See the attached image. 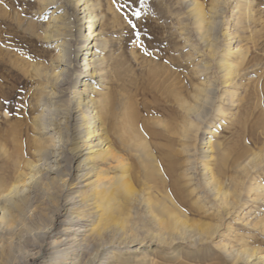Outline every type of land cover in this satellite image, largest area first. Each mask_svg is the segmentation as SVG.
Wrapping results in <instances>:
<instances>
[{
	"label": "rangeland",
	"instance_id": "obj_1",
	"mask_svg": "<svg viewBox=\"0 0 264 264\" xmlns=\"http://www.w3.org/2000/svg\"><path fill=\"white\" fill-rule=\"evenodd\" d=\"M239 1L96 2L95 12L100 14V20L93 29H101L97 41L98 45L102 44L100 49L104 43L107 46L100 56L104 60L97 66L98 71L103 72L100 75L103 78L101 77L100 84H96L93 96L97 100L102 95L113 97L120 102L110 117L111 123L115 122L118 128L126 126V130L131 120H123L122 103L126 100L133 101L136 112L132 119L137 125L138 133L148 142V147L155 156L165 157V163H176L174 173L176 176H183L189 196L185 198V204L174 202L177 216H154L156 213L153 214L148 209V197L156 196L161 199V193L154 191L153 182H147L144 172L137 169L136 162H140L138 154H129L119 142L116 143L115 137L117 133L120 134V130L116 132L115 128L110 129L106 140L121 156L122 162L101 159L102 162L97 164L101 165L106 180L113 178V181L120 178L122 168L126 165L127 176L131 178L135 192L129 198L118 197L121 205L112 233L97 244L99 251L95 249L96 246L90 251V257L94 254L97 256L94 255V263L264 264L255 259L258 254L264 256V195L261 194L263 199L260 200L249 199L246 196L247 183L243 193L245 204L237 212L226 213L224 210V214L220 210L215 188L207 179L209 171L206 170L209 166L216 170L217 161L228 162V165L224 163L228 186L234 174V177H239L237 181L244 175L243 168L238 167L233 160L245 147L248 146L255 153L264 152V131L253 130L260 112L264 111V0L245 1L239 18L241 23L237 25L235 15L231 14ZM194 2L196 3L193 4ZM70 3V0H0V144L4 143L2 146L8 151L0 152V172L4 170L8 153L14 152L11 141L14 134L23 146L22 160L35 162L37 165L33 169L26 165L25 170L35 173L45 166L40 165L43 161L40 158L39 142L42 138L48 139L49 146L44 149L48 150L52 147L54 138L42 134L38 118L42 116L43 121H49L56 117L52 114L54 111L51 106L42 107L39 101L46 98L43 102L54 100L60 103L69 99L76 91L79 77L86 74L87 67L75 57L83 43V36L75 26L77 21H81L78 19L79 15L73 23L75 29L61 28L59 37L53 31V12L55 15H60L65 10L72 13ZM198 5L201 6V20L196 11ZM55 6H60L61 10H55ZM60 42L63 45L57 46ZM237 45L248 52L250 57L257 58L247 64L246 71L241 73L242 82L238 95H245V101L243 104H225V112L220 114L216 110L221 104L220 100H215L211 106L207 104V107L204 93L206 88L213 86L214 75L217 73L220 76V90L217 94H223L225 87L221 75L225 72L220 64L228 60V52L234 51ZM160 64L169 66L184 78L189 96L191 95L185 104L186 108L167 100L155 87L151 74ZM92 69L94 67L90 71ZM108 127L110 125H104L107 130ZM253 136L258 143H254ZM69 138V134H63L64 157L60 161L62 163L54 165L61 177L56 182L59 186H64L63 195L58 194L55 186L48 184L44 177L36 185L37 189H34L32 205L35 206L31 209L37 206V209L44 210L45 216L25 221L23 226L33 237L40 229H48L47 237L52 239L60 228L58 222L70 217L71 212L65 213L62 208L66 206L68 188L75 177L73 166L69 167L67 164L72 146ZM154 143L161 146L157 147ZM51 161L53 159L47 162ZM257 166L252 170L251 181L264 184V161ZM9 171L12 170L8 169L6 173L9 174ZM42 172H37V176ZM167 221L172 224V229ZM156 222L162 224L157 225ZM162 225L169 228L165 229ZM76 230L74 226L71 234H75ZM104 245L108 248L103 249ZM105 251L109 254L105 255ZM45 252L46 250L26 264H38L41 258L46 257ZM249 255L254 256L249 259ZM23 257L24 254L19 253L13 264H25Z\"/></svg>",
	"mask_w": 264,
	"mask_h": 264
},
{
	"label": "bare ground",
	"instance_id": "obj_2",
	"mask_svg": "<svg viewBox=\"0 0 264 264\" xmlns=\"http://www.w3.org/2000/svg\"><path fill=\"white\" fill-rule=\"evenodd\" d=\"M70 1L75 14L73 12L70 13L67 10H65V12L62 11L60 15H55L53 12L51 21H53L54 24L52 23L53 25H51L54 27L53 31H55V34L58 37L60 36L59 31L61 28H64V30H69L73 27L75 29L76 26V28L79 29V32H81V35L83 36V43L78 48L75 57L79 62H83V64L87 67V71L85 75L79 77V80L76 83V91L73 95H71V97H69V99L60 103L54 100L43 102L46 99L44 97L45 99L41 98L39 101V104L42 107L45 105L51 106L50 108H53L52 111H54L52 114H55L56 117L54 120L51 119L49 121H43L42 116L37 115L39 116L38 126L40 127L42 134H44L45 137L48 135V137L51 136L54 138V143L48 150L44 149L49 146L47 145L49 140L46 138H42V141L40 140V142L38 140L39 144L41 145V148H39L41 149L40 158L42 157L43 161L42 164L40 163V165H45L46 167L42 166L40 167L41 169H37L36 171L38 174L40 171H43V174L37 176V172L31 173V171L27 172L25 170L26 165L28 167L30 166L32 169L37 165H35V162L22 160L21 155L24 151L22 143L20 142L19 138L15 136V134L13 135L14 137L11 141L13 144L12 146L14 147V152L11 154L8 153L6 158L7 161L4 163V170L0 172V264H13L19 253L24 254L23 259L26 264L32 258L39 256V254H41L44 250H46L45 253L47 255L46 257L41 258L38 264H96L93 262V259L97 256L94 254L95 257L94 255L93 257H90V251L95 246V249L99 247L97 244L100 242V240L112 233L115 225L114 223L117 222V214L121 205V203H118V197L123 196L129 198L130 195L135 192L132 184L133 182L130 181L131 178L127 176L129 174L127 172L126 165H124L122 168V175H120V178L117 179L119 181L114 180L117 181L114 182L112 180L113 178L111 180H106L107 177L105 178L106 175L103 172L101 165L97 164L99 161H101V159H112L116 162H122L121 156L114 150V148L111 147L110 144L108 145V141L106 140V134L108 131H110V129L113 130L115 128L116 132L118 129L120 130V134L117 133L115 137L116 143L119 142L122 146V149L129 154H138L140 162H136L137 169L139 172L141 170L144 172L147 182H153V190L161 193V199L156 196L148 197V202L150 205V208L148 206V209H151L153 214L156 213L154 216L157 214L177 216V207L174 206V202L185 204L184 200L189 196L187 193V185L185 182H183V176L179 177L174 173V169L177 167L176 163H165V157L160 158L159 156H155L149 149L148 142H146V140L138 133L136 129L137 125L132 119L136 112L133 101L126 100L122 103V109L124 108V111L122 112L123 120H131V123L127 125L126 130L124 129L126 126L122 128L121 125V127L119 126L118 128V125L115 122H113V124L111 123L112 118L110 117L117 110L116 108L118 105H120V102L118 103V101H116V99L113 97L108 98L102 95L101 99L97 100L93 96V94L96 92V84H100L101 79L103 78L100 76L103 72L101 71L100 73V71L97 69V66L98 63L100 64L101 60H104L100 56L103 55L107 46V43H104L103 48L100 49L99 46L102 44L98 45L97 41L99 39L101 29H93V27L96 26L100 20V14L95 12V6L98 0L96 2L94 0ZM245 1L247 2V0H240L233 7V12L231 15H235L234 19H236L237 25L238 23H241L239 18ZM195 3L196 2L193 4ZM54 8L55 10H61L60 6H55ZM197 8L198 9H196V11L198 14H200L201 20V6L198 5ZM77 15H79L78 19L81 21L80 23L77 21V25L73 26ZM56 21L58 22L56 23ZM62 45L63 43L60 42L57 46ZM228 53V60L226 62H221L220 64L222 71L225 72L221 75V81L224 83L225 87L223 90L224 95L221 94V96L217 94V92L220 90V87L218 86L220 76H218V74L215 72V82L212 84L213 86L211 88H206L204 93L206 96V103H204L206 105L208 104L211 106L215 100H220L221 104L219 105V108L216 109L220 114H224L225 104L235 105L245 101V95H238V89L242 82L241 73L246 71L247 64H249L253 59L257 58L256 56L250 57L248 52L241 50L239 45H237L234 51H229ZM60 64L61 63H59V65ZM163 65L164 64H160L158 68L152 71L151 77L154 81L155 87L157 88L158 92H160V94L165 95L167 100L169 99V101H171L173 104L186 108L185 104L191 95L189 96L188 86L185 84L184 78L181 74L172 70V68H169V66ZM92 67H94V70L92 69L90 71V68ZM209 69H212V67H209ZM153 87L154 85L152 88ZM39 120L41 122H39ZM255 123L256 124H254L253 130L261 129L264 131V111L260 112L258 120ZM105 124L110 125L108 130L104 128ZM199 127L200 126H198V128ZM195 132L197 133L198 131L195 130ZM64 133L70 135L69 143L71 142L72 144L70 152L68 151L69 156L68 160L66 159L67 164L69 167L73 166L75 170L74 181L71 187L68 188L69 198L67 199L66 206L62 207L63 210H65V213L71 212L69 215L70 217L58 222L60 228L52 239L47 237V233L49 231L48 229H40V231L36 232V234H34L35 236L33 237L23 225L27 219H35L37 217L40 218L45 214L44 210L37 209V206L31 209V207L34 205H32L34 189H37L38 186L36 185L39 183L40 179L42 177L46 178L48 184H51L52 186L54 185L57 193L61 194V196L64 192V188H62L64 186H59L57 184L58 182H56V180L59 181L61 177H59L57 167L55 168V166L58 165L57 163L62 161L64 157L62 155L65 141L63 140ZM253 138L254 143H258L257 138L255 136H253ZM3 144L4 143L0 144V152L7 153L8 151L3 147ZM154 145L157 147L161 146L158 143H154ZM247 147H245V149H243L241 153L233 160L234 162H237L236 164L238 167L243 168L242 170L244 175H240V181H237L239 177H234V174L229 180L230 184L228 183L229 185H226V166L224 165L225 162L222 160L220 162L217 161V168L215 167L216 170L209 168L210 166L207 169L205 168L207 171H209V176H206L208 177L207 179L209 183H212L213 189L215 188L214 190L216 193H214L219 199L218 202L220 204L219 206L221 207L220 210L222 209L221 211H223V213L224 210L226 213H233L235 211L237 212V210L243 204H245L243 193L245 192V186L247 183L249 184H247L248 187L246 190V196L249 197V199H263L264 184L262 182L254 183L251 180L253 178L252 170H254L257 165L259 166V163L264 161V152L255 153L251 150V148L249 149ZM162 154L169 157L171 156L165 153ZM50 159H53V161L47 162ZM45 160H47L46 163L44 162ZM226 163L228 165V162ZM8 169L12 170L9 171V174L6 173ZM148 195L150 194L148 193ZM216 196H214V199H216ZM173 218L174 217H172V219ZM221 218L222 217H220V220ZM170 222L173 223L171 220ZM158 223L157 225L162 224ZM182 223L185 226V223ZM171 225L172 224L170 223L169 227ZM74 226L77 230L75 234H71L72 230H74ZM164 226L162 225V227ZM166 226H168V224ZM169 227L164 228L166 229ZM215 228L218 229V227ZM102 247L103 249L108 248V246L105 245ZM94 250L93 252H95ZM96 250L99 251V248ZM107 253L108 251H105L104 254L106 255ZM258 255L259 256L255 257L257 262H264V256H261L260 254ZM253 256L254 255H249V257H247L251 259Z\"/></svg>",
	"mask_w": 264,
	"mask_h": 264
},
{
	"label": "snow or ice",
	"instance_id": "obj_3",
	"mask_svg": "<svg viewBox=\"0 0 264 264\" xmlns=\"http://www.w3.org/2000/svg\"><path fill=\"white\" fill-rule=\"evenodd\" d=\"M138 14V13H137ZM129 23H131V22H129ZM133 27H134V25H133Z\"/></svg>",
	"mask_w": 264,
	"mask_h": 264
}]
</instances>
